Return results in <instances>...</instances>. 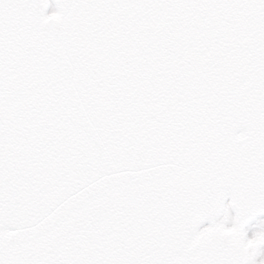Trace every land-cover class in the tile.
<instances>
[{
  "label": "snow or ice",
  "instance_id": "1",
  "mask_svg": "<svg viewBox=\"0 0 264 264\" xmlns=\"http://www.w3.org/2000/svg\"><path fill=\"white\" fill-rule=\"evenodd\" d=\"M0 264H264V0H0Z\"/></svg>",
  "mask_w": 264,
  "mask_h": 264
}]
</instances>
